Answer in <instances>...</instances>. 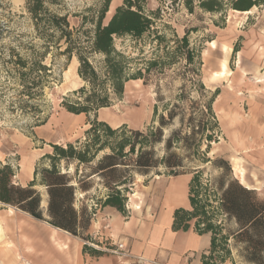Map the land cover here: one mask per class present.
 <instances>
[{"label":"trees","instance_id":"trees-1","mask_svg":"<svg viewBox=\"0 0 264 264\" xmlns=\"http://www.w3.org/2000/svg\"><path fill=\"white\" fill-rule=\"evenodd\" d=\"M58 1L26 0L35 35L43 42L45 50L28 52L29 61L11 50L18 57L15 65L22 79L23 93L30 99L42 95L51 74V69L43 62L51 49L59 51L63 42L65 50L60 54L69 59L74 55L78 58V73L85 86L73 93L76 99L66 97L62 106L70 114H93L95 118L88 119L89 129L83 141L50 144L51 150L41 158L49 165L38 167L34 180L27 186L15 184L17 167L0 163V202L88 241L85 234L98 209L77 208L79 192L88 194L95 186H100L105 193L97 197L98 208L112 207L126 215L136 175H190L191 208L175 211L173 230L188 232L193 229L198 235H211L210 249L202 255L201 264H264V197L234 176L228 159L208 156L213 143H218L222 134L214 111L220 91L212 93L202 82L201 48L192 46L188 33L176 40L173 56L180 55L187 66H194L186 77L190 88L187 90L184 83L172 96H167L162 87L157 88L155 116L158 125L145 130L130 129L126 124L113 128L99 121L97 112L110 108L113 97L122 99L127 83L143 81L147 85L153 71L162 72L173 59L167 52L149 61L143 57L142 49H138L141 56L138 58L117 47L118 41L128 39L140 43L153 35L161 49L164 36L156 29L161 11L148 12L147 0H123L105 23L112 2L105 0L94 17L93 29L88 31L73 29L69 14L51 11L50 6ZM160 1L179 5L182 2L190 14L194 13L196 3L212 13L224 9L216 8L221 0ZM263 2L232 0L231 8L247 12ZM5 31L0 27V36ZM93 55L102 58L99 66L92 63L90 57ZM196 93L198 96L194 98ZM206 166L217 175H207ZM38 187L46 189L47 210L42 208L43 194ZM86 250H89L88 245H84ZM93 253L99 254L98 251Z\"/></svg>","mask_w":264,"mask_h":264},{"label":"rangeland","instance_id":"rangeland-1","mask_svg":"<svg viewBox=\"0 0 264 264\" xmlns=\"http://www.w3.org/2000/svg\"><path fill=\"white\" fill-rule=\"evenodd\" d=\"M104 1L59 0L50 9L61 15L69 14L73 29L91 31L94 17ZM122 3L123 0H112L105 23ZM231 3L232 0H221L216 8L222 7L223 11L220 9L214 13L202 9L196 3L194 13L190 14L182 2L179 5L171 1L147 0L148 12L161 11L156 29L164 36L162 48L159 49L153 35L145 37L140 43L128 39L118 41L117 47L138 58L141 57L138 49H142L143 57L149 61L167 52L173 59L163 67L162 72L154 70L147 85L143 81L127 83L123 98L113 97L112 106L106 111L99 110L97 119L108 122L113 128L126 124L130 129L145 130L158 125V118L155 116L157 88L162 87L167 96L174 95L184 83L187 90L190 88L186 77L191 74L190 70L194 66H187L180 55L173 56L177 47L176 40L188 33L192 46L202 50V82L212 93L220 91L214 111L222 134L220 141L213 143L208 156L212 159H228L234 176L264 197V2L253 7L251 15L232 9ZM0 27L6 29L0 36V163H11L18 168V175L22 166H26L29 154L38 155L42 150H51L50 141L41 140L40 133L45 137L54 135L51 140L58 138L63 143L69 140L75 144L77 140H84L85 131L89 129L88 119H94L95 115H73L62 106L66 97L76 99L73 93L85 86L78 73V58L74 55L69 59L60 54L65 50L63 42L60 43L61 49L56 51L52 48L43 62L51 69V74L46 79L48 82H45L42 95L33 99L24 95L22 79L15 65L18 61L16 54L29 61L28 52L45 50L43 42L35 35L26 0H0ZM227 57V70H224L222 63ZM90 58L95 66H99L102 59L99 55ZM197 96V93L193 94L194 98ZM46 124L49 126L41 131ZM205 149L206 146L203 147ZM45 163L40 158L35 169L49 165L47 161ZM206 168L207 175H217L210 166ZM73 169L72 166L71 170ZM170 181L171 176L166 175H136L134 191L129 195L127 213L124 216L130 217L136 211L148 214L158 212L164 190ZM182 181L185 179L177 182L179 192L184 185ZM14 182L16 183V177ZM38 189L45 194L43 188ZM104 191L102 187L95 186L88 194L79 192L77 208L84 206L91 210L95 207L98 215L102 209L96 205L97 197L101 198ZM137 206L140 207L139 210ZM9 213L12 218L15 217L13 208ZM0 218L4 221L3 229L6 234V228L11 226V219ZM90 229L85 234L88 241L80 238L89 247L86 252L94 254L93 252L98 251L99 255L110 258L109 253L102 251L108 246H105L104 240L103 244L99 242L100 230L92 236Z\"/></svg>","mask_w":264,"mask_h":264},{"label":"crops","instance_id":"crops-1","mask_svg":"<svg viewBox=\"0 0 264 264\" xmlns=\"http://www.w3.org/2000/svg\"><path fill=\"white\" fill-rule=\"evenodd\" d=\"M48 124L39 127L40 130L49 126ZM52 132L54 134V130ZM51 136L54 135L45 137L40 133L41 140L50 141L49 144L61 145L69 142L67 140L63 143L58 138L51 140ZM42 151L38 155L29 154L26 169L23 171L21 168L19 178L16 175L15 184L27 186L34 180L35 164L47 153ZM180 179L185 181H182L184 185L179 192L177 182ZM190 180V175L171 177L164 190L159 210L155 214L136 211L130 217H125L115 208H103L93 220L90 229L92 236L100 230L99 242L103 244L104 240L105 246L122 244L125 252L144 256L158 264H201L202 255L210 249L211 235H198L193 229L188 232L173 230L175 211L191 208L188 189ZM41 188L45 190L42 195V208L47 210L48 195L46 189ZM0 205L3 208L0 207V217L11 219V226L6 228L5 235L14 245V248L9 250L0 244V264H19L24 260L28 264H129L128 261L107 252V248L102 251L109 253L110 258L102 254H88L84 251V242L80 238L35 219L18 208L1 202ZM11 208L15 211L14 218L9 213ZM139 209L137 206V210ZM128 210L130 211L129 207Z\"/></svg>","mask_w":264,"mask_h":264},{"label":"built area","instance_id":"built-area-1","mask_svg":"<svg viewBox=\"0 0 264 264\" xmlns=\"http://www.w3.org/2000/svg\"><path fill=\"white\" fill-rule=\"evenodd\" d=\"M106 251L120 259L128 261L129 264H158L156 261L150 260L144 256L133 255L125 252L122 244H115L113 247H108Z\"/></svg>","mask_w":264,"mask_h":264},{"label":"bare ground","instance_id":"bare-ground-1","mask_svg":"<svg viewBox=\"0 0 264 264\" xmlns=\"http://www.w3.org/2000/svg\"><path fill=\"white\" fill-rule=\"evenodd\" d=\"M253 13V11H247L244 12V15H251ZM227 63H228V57L223 61L222 63V67L224 70H227ZM69 72V71H68ZM222 72V71H221ZM67 74V73H66ZM75 75V74H74ZM67 76V75H66ZM71 77V76H70ZM69 79V76H68ZM77 79V78H76ZM68 81V80H67ZM109 108H105L104 110H108ZM24 165V163H23ZM23 171L26 169V166H22ZM17 178H19V175L17 176ZM3 222L0 218V244H2L4 247L8 248L9 250H12L14 248V245L11 241L7 240V237L4 233V229H3ZM21 260V258H19ZM23 262V261H22ZM2 263V262H1ZM19 264H28L25 260L23 263H19Z\"/></svg>","mask_w":264,"mask_h":264},{"label":"water","instance_id":"water-1","mask_svg":"<svg viewBox=\"0 0 264 264\" xmlns=\"http://www.w3.org/2000/svg\"><path fill=\"white\" fill-rule=\"evenodd\" d=\"M248 188H250V187H248ZM255 190V189H254Z\"/></svg>","mask_w":264,"mask_h":264}]
</instances>
